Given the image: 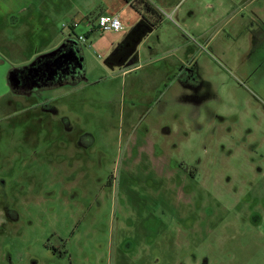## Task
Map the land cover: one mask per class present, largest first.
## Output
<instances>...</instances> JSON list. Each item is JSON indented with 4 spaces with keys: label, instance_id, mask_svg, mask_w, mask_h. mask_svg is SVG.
<instances>
[{
    "label": "rangeland",
    "instance_id": "rangeland-1",
    "mask_svg": "<svg viewBox=\"0 0 264 264\" xmlns=\"http://www.w3.org/2000/svg\"><path fill=\"white\" fill-rule=\"evenodd\" d=\"M148 1L180 11L155 74L106 64L147 16L134 1L35 0L13 68L71 37L85 78L0 100V264H264V0ZM102 14L125 30L91 33Z\"/></svg>",
    "mask_w": 264,
    "mask_h": 264
},
{
    "label": "crops",
    "instance_id": "crops-1",
    "mask_svg": "<svg viewBox=\"0 0 264 264\" xmlns=\"http://www.w3.org/2000/svg\"><path fill=\"white\" fill-rule=\"evenodd\" d=\"M37 1L44 2L43 4L48 2V0H37ZM255 1L256 0H253L250 3L251 4L255 3ZM34 3L35 0H0V100L4 99L5 97L8 98L10 97V99L7 101V105L9 107H13L14 103L17 102V98H15L14 100L11 98L13 92L9 80L12 71L16 72L17 73L16 75L19 74L18 70H15L13 68L14 66H19V65H14L12 63V61L15 59V54H16L14 51L15 50L21 51V53L24 54V57L26 59L29 56L27 52L34 50V36L32 34L31 29L30 28L28 29V25L32 23L34 17V13H33ZM178 6L179 5L177 6L170 5L168 7L169 11H160L155 7L159 12V14L162 16V21L154 30L146 31L144 33L142 41L136 47L135 50L137 55V62L134 63V65L128 68L125 72H128L130 74L138 73L143 69L142 62L151 64V66L154 68L152 74H155V72H157V67L159 66L158 63L160 61H158L156 44L155 42L151 43L150 41L152 40V36L156 33L157 30H161V31L164 30V27L166 23H168V21L174 22V15L175 14L178 15L180 13L179 10L176 11ZM56 9L57 8H55L54 10ZM71 13L72 11L69 14ZM252 14L253 16L256 17V19H260V17L258 18V16L264 17V9L255 8ZM96 18L97 17H95V19ZM144 18L147 19L148 21H151L150 17L147 15L140 17L138 23H140ZM95 19L93 18L90 20H95ZM134 24L135 23L131 25L132 27L130 26L131 28L127 31V33H125L122 40H124L125 36L137 25ZM86 25L87 22H85V27ZM252 27L254 28V26ZM45 30H46L45 36L47 37L48 35L47 29ZM63 42H64L63 38L61 39L55 38L54 43H47L46 50L48 52L54 53L63 46V45L60 46ZM120 42L118 41V43H112L111 44L112 50ZM252 45H253V39H252ZM145 47H147V49H145ZM172 50L173 49L168 51H172ZM144 53L146 54V56H148L145 60L142 59ZM32 58L33 57H30L28 61L31 62L33 60ZM21 64L25 65L26 63L25 61H23ZM31 65L32 63H30L29 65H25L24 68H27ZM169 73L171 72L169 71Z\"/></svg>",
    "mask_w": 264,
    "mask_h": 264
},
{
    "label": "flooded vegetation",
    "instance_id": "flooded-vegetation-1",
    "mask_svg": "<svg viewBox=\"0 0 264 264\" xmlns=\"http://www.w3.org/2000/svg\"><path fill=\"white\" fill-rule=\"evenodd\" d=\"M144 30L145 25L142 24L134 32L131 30L125 36L124 40L115 46L110 57L106 61L109 68L127 70L137 62L135 42L137 36L143 33ZM252 39L255 48L259 46L264 47V30L254 32ZM74 44L76 43L74 42ZM71 48L59 52L56 56L44 62H36L25 70L20 71L19 74L13 78L10 77L9 80L13 94L24 100H31L34 99V94L36 96H41L40 93L48 89H55L58 86L73 84L77 80L79 66L75 53H68ZM45 108V114H48L50 111L47 109V106H45ZM45 114H43V116ZM12 212L11 210V213ZM14 220H17V217L14 218Z\"/></svg>",
    "mask_w": 264,
    "mask_h": 264
},
{
    "label": "trees",
    "instance_id": "trees-1",
    "mask_svg": "<svg viewBox=\"0 0 264 264\" xmlns=\"http://www.w3.org/2000/svg\"><path fill=\"white\" fill-rule=\"evenodd\" d=\"M125 1L127 3H132L133 1L135 3H137L138 7H139L138 9L145 10V12L150 17V20H151V21H148L147 19L144 18L140 23H138L132 29V32H134L142 24L145 25V30H144L143 33H145L146 31H152L161 23L162 16L159 14V12L153 6V4L151 2H149L148 0H125ZM69 48H71V50L68 53H75V55L77 56V61H78L77 63H78V66H79V68H78L79 72H78V75H77V80L73 84H71V86H74L76 84L78 85L85 78L84 75H83V69H84V66H85V59L83 58V55H82V52H81L80 48H77V45L74 44V42L71 40V37H70V39H68L64 43V45L59 50H57L56 52H54V53H52L50 55H47V56L39 59L37 61V63L44 62L47 59H49V58H51L53 56H56V54H58L59 52L65 51L66 49H69ZM18 72H20V71H18ZM16 74H17L16 72L12 71L11 74H10V77L13 78L14 76H16Z\"/></svg>",
    "mask_w": 264,
    "mask_h": 264
},
{
    "label": "built area",
    "instance_id": "built-area-1",
    "mask_svg": "<svg viewBox=\"0 0 264 264\" xmlns=\"http://www.w3.org/2000/svg\"><path fill=\"white\" fill-rule=\"evenodd\" d=\"M86 27L92 33L94 31H100L101 33H121L125 30L124 25L121 23L118 15H100L95 20L88 19ZM64 28L69 29L70 31H75L78 28L77 23H72L71 25H64ZM81 42H85L87 37L81 36L78 37Z\"/></svg>",
    "mask_w": 264,
    "mask_h": 264
},
{
    "label": "water",
    "instance_id": "water-1",
    "mask_svg": "<svg viewBox=\"0 0 264 264\" xmlns=\"http://www.w3.org/2000/svg\"><path fill=\"white\" fill-rule=\"evenodd\" d=\"M143 36H144V33H141L139 36H137V38H136V42H135V46H136V47H137V46L140 44V42L142 41ZM136 47H135V48H136Z\"/></svg>",
    "mask_w": 264,
    "mask_h": 264
}]
</instances>
